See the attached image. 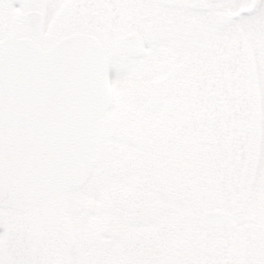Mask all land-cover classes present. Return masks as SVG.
Returning <instances> with one entry per match:
<instances>
[{
  "label": "snow or ice",
  "instance_id": "1",
  "mask_svg": "<svg viewBox=\"0 0 264 264\" xmlns=\"http://www.w3.org/2000/svg\"><path fill=\"white\" fill-rule=\"evenodd\" d=\"M0 264H264V0H0Z\"/></svg>",
  "mask_w": 264,
  "mask_h": 264
}]
</instances>
